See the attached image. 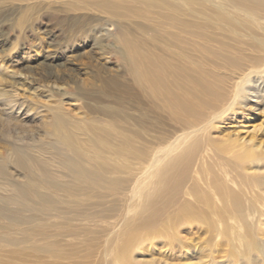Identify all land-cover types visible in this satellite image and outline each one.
Listing matches in <instances>:
<instances>
[{"label":"rangeland","instance_id":"1","mask_svg":"<svg viewBox=\"0 0 264 264\" xmlns=\"http://www.w3.org/2000/svg\"><path fill=\"white\" fill-rule=\"evenodd\" d=\"M124 1L132 9H121L117 14L95 6L98 0L83 8H78L80 4L74 0H0V173L5 175L1 173L0 178L24 188L30 195L42 194L46 205L54 209L39 213L42 207L36 199L22 206L18 198L10 200L11 192L5 191H9V186L0 189V264H119L118 255L125 250L130 233L146 236L147 241L129 248L128 262L186 263L181 259L186 249L149 240L150 231L137 225L139 218L150 212L148 196L159 172L151 167L144 178L138 179L153 159L163 161L164 165L169 158L156 154L179 146L189 130H179L159 108L160 104L150 103L133 83L125 57L136 50L122 52L121 44L127 39L143 55L164 54L163 41L158 45L153 42L164 35L161 23L166 21L154 19L155 14L150 13L154 9ZM241 20H235L231 26L232 41L225 37L224 29L213 30L216 40L213 45L219 47L229 42L237 53L257 56L261 48L257 49L259 36L245 35V21ZM220 26L223 28L225 24ZM233 34L237 39L231 38ZM190 52L195 63L202 66L204 77L235 73L226 62L200 55L195 48ZM251 87L252 84L242 86L247 91ZM255 100L258 103L244 102V108L240 109L245 111L243 118L237 115L234 120L219 123L217 136L247 140L254 137L264 142L263 94ZM57 117L68 123H92L96 128L107 122L125 128L132 143L146 148L148 155L143 160L131 159V176L118 194L106 193L101 188L80 189L67 175L60 174L68 173L63 166L47 159L52 157L50 153L70 156L54 137L52 127ZM85 139L80 136V142ZM79 146L83 153L89 152ZM18 151L29 159L23 166L16 164L20 159ZM80 161L87 168L96 167L89 156ZM28 163H33L36 170L42 169L44 179L53 182L54 187L47 190L26 186L29 182L37 185L32 179L40 178L38 172L26 169ZM114 175L124 177L121 173ZM67 185L74 197L65 193ZM43 225L45 229L40 228ZM158 225L159 222L155 227ZM159 227L164 228L162 223ZM179 235L185 238L182 233ZM192 235L184 241L198 242L203 249L191 256L189 264L225 263L222 248L211 254L206 243L208 237L195 231Z\"/></svg>","mask_w":264,"mask_h":264},{"label":"bare ground","instance_id":"2","mask_svg":"<svg viewBox=\"0 0 264 264\" xmlns=\"http://www.w3.org/2000/svg\"><path fill=\"white\" fill-rule=\"evenodd\" d=\"M131 1L147 9L159 10L150 13L155 14L154 19L159 17L166 21L161 23L164 35L153 42L158 45L163 41L164 54L143 55L139 47L132 48L127 39L121 44L122 52L132 53L136 50L133 55L125 57L133 83L150 103L160 104H157L159 108L179 130H189L179 146H170L167 151L156 154L161 153L164 158H169L164 165L163 161L153 159L151 165L147 163L148 169L143 177L138 179L144 178L151 167L159 172L153 182L152 193L148 196L150 212L144 218H139L137 225L150 231L149 240L155 239L163 244L167 242L171 246L176 244L180 249H186L181 256L186 260L184 264H189L187 261L191 256L200 254L203 249L198 242L190 244L184 241L186 237L191 239L189 237L194 236V231L208 237L206 243L211 248V254L218 247L222 248L227 258L224 264L264 262V142L254 137L247 140L217 136L220 133L219 123L234 120L237 115L243 118L245 111L240 109L244 108L246 100L258 103L255 99L261 94L264 96V0ZM74 2L80 4L78 8L93 6L92 0ZM123 2L128 5L124 0H98L95 6L105 7L117 14L121 9H132ZM238 19L245 21V35L259 36L257 49L261 48L257 56L243 55L241 51L237 53L231 49L229 42L219 47L213 45L216 42L213 36L215 29H224L227 33L225 37L232 41L230 29ZM220 23L225 27L221 28ZM231 38L237 39V35ZM234 43L239 42L234 40ZM191 48H195L200 55L226 62L235 69V73H212L204 77L202 66L195 63ZM233 49H236L235 45ZM254 80H257V84L253 87ZM251 84L249 91L242 88ZM92 126L96 125L68 123L57 117L52 127L53 134L60 147L70 156L64 158L65 155L60 157L50 153L52 157L47 159L63 166L68 173L62 171L60 174L67 175L80 189L94 191L101 188L106 193L118 194L131 176V159L143 160L148 152L146 148L132 143L131 134L125 128L109 122L100 128ZM80 136L87 139L80 142ZM79 145L89 152L84 150L83 153ZM18 152L20 159L16 160V164L23 166L29 159L24 158L23 151ZM86 156L95 163V169L81 163L80 160ZM26 167L40 175V180L32 179V182L37 181V185L29 182L26 186L44 187L47 190L54 187L53 182L44 179L42 169L36 170L33 163H28ZM117 173L125 178L114 175ZM2 175L5 176L4 173ZM5 186H9V191L4 189ZM66 188L67 196L74 197V193L68 191V185ZM0 189L11 192L10 200L18 198L22 206H28V202L36 199L41 204L36 203L42 207L39 213L54 210L48 207L49 204L46 205L47 200L42 194L35 192L30 195L24 188L10 185L2 178ZM158 222V226L162 223L164 228L155 227ZM40 228L45 229L44 225ZM180 233L185 238H181ZM141 241H147V237L130 233L123 247L125 250L121 256L118 255L117 262L157 264L128 262L129 248ZM198 259L200 262V257Z\"/></svg>","mask_w":264,"mask_h":264}]
</instances>
